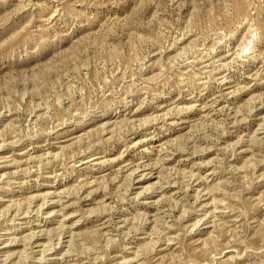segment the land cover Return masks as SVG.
<instances>
[{"label":"rangeland","instance_id":"obj_1","mask_svg":"<svg viewBox=\"0 0 264 264\" xmlns=\"http://www.w3.org/2000/svg\"><path fill=\"white\" fill-rule=\"evenodd\" d=\"M0 264H264V0H0Z\"/></svg>","mask_w":264,"mask_h":264},{"label":"bare ground","instance_id":"obj_2","mask_svg":"<svg viewBox=\"0 0 264 264\" xmlns=\"http://www.w3.org/2000/svg\"><path fill=\"white\" fill-rule=\"evenodd\" d=\"M148 173H149V172H148ZM146 174H147V173H146ZM146 174H145V175H146ZM146 176H147V175H146ZM142 177H144V176L142 175ZM138 180H141V179H138ZM9 232H10V231H9ZM10 239H11V238H10Z\"/></svg>","mask_w":264,"mask_h":264}]
</instances>
